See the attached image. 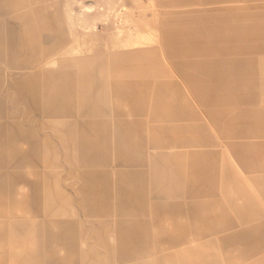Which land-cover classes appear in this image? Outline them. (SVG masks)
Segmentation results:
<instances>
[{
  "label": "rangeland",
  "instance_id": "1",
  "mask_svg": "<svg viewBox=\"0 0 264 264\" xmlns=\"http://www.w3.org/2000/svg\"><path fill=\"white\" fill-rule=\"evenodd\" d=\"M0 264H264V0H0Z\"/></svg>",
  "mask_w": 264,
  "mask_h": 264
}]
</instances>
